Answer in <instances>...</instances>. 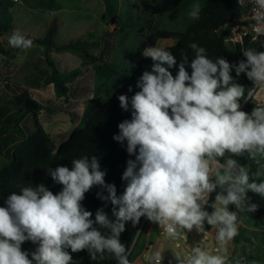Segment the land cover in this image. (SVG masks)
Listing matches in <instances>:
<instances>
[{
    "label": "clouds",
    "instance_id": "clouds-1",
    "mask_svg": "<svg viewBox=\"0 0 264 264\" xmlns=\"http://www.w3.org/2000/svg\"><path fill=\"white\" fill-rule=\"evenodd\" d=\"M241 7L246 0H238ZM256 21V37L264 35V0H248ZM199 4L189 15L199 19ZM9 44L21 50L33 41L19 29L9 37ZM188 48L194 53L186 70L188 56L181 51L182 62L173 76L170 69L177 65L174 55L164 47H146L142 54L153 61L151 71H144L132 97L120 95V107L131 120L118 124L113 139L135 159H129L122 174L126 187L117 195L114 184L106 183V172L97 157L73 159L72 167L48 168L52 180L62 185L53 194L44 184L21 187L12 193L7 207H0V264H72L71 253L87 250L90 259L103 260L106 254L117 264H131L129 251L120 236L127 222L139 223L141 217L158 223L174 239L184 229L204 231V223L216 228L218 254L199 246L179 259V264H229L227 245L238 234V213H253L258 205L247 196L249 191L264 197V180L256 182L260 171L249 175V168L228 157L248 154V158L264 170V106H256L249 114L240 109L242 98L252 99L257 89H264V51L243 50L245 60L230 64L224 58H208L206 49L196 43ZM244 73L254 87L247 90L230 74ZM131 91V87L129 88ZM214 178V179H213ZM94 186L103 191L97 198L110 202L109 218L103 208L93 213L82 206L85 194ZM217 187L213 211L205 210L209 195ZM106 193V194H105ZM226 193V194H225ZM101 229L107 230V234ZM31 241L35 251L22 250ZM153 264H161V251L151 256ZM235 264H245L236 260Z\"/></svg>",
    "mask_w": 264,
    "mask_h": 264
},
{
    "label": "rangeland",
    "instance_id": "rangeland-1",
    "mask_svg": "<svg viewBox=\"0 0 264 264\" xmlns=\"http://www.w3.org/2000/svg\"><path fill=\"white\" fill-rule=\"evenodd\" d=\"M0 1V23L6 27L0 30V170L9 164L16 146L10 126L25 130L34 124L31 114L1 99L3 91L10 92L8 83L25 87L41 103L39 118L56 152L73 130L84 125L93 103H106L130 81L139 62L148 58L138 53V47L150 32H184L195 20L189 15L192 6L199 4L202 9L205 5V0H187L171 12L152 17L142 12L143 3L152 0ZM108 4L113 12L107 11ZM17 29L42 43L14 50L9 37ZM176 42L160 40L157 46L168 48ZM67 44H79L82 49H59ZM233 78L243 86V79ZM251 101L264 106V89H257Z\"/></svg>",
    "mask_w": 264,
    "mask_h": 264
},
{
    "label": "trees",
    "instance_id": "trees-1",
    "mask_svg": "<svg viewBox=\"0 0 264 264\" xmlns=\"http://www.w3.org/2000/svg\"><path fill=\"white\" fill-rule=\"evenodd\" d=\"M186 1L152 0L151 2L143 3L142 12L152 17L161 16L180 7ZM1 7L2 3L0 1V11ZM107 11L113 12L109 4L107 5ZM236 11V7L230 0H205L199 19H195L184 32L154 30L140 44L138 53L142 54L146 47L157 46L160 40L177 39L175 45L166 48L177 60V65L170 69L173 76L177 74L179 64L182 62V50L187 53L188 64L185 67L191 74L190 63L192 58H194V53L188 48L190 43H196L204 47L208 58L212 60L219 57L226 59L230 64H237L240 62L241 50L235 51L229 47L225 43L224 38L217 33V30L226 24L228 17L235 14ZM0 30H6V27L1 23ZM33 42L42 43L41 40H33ZM250 48L255 49L254 47ZM59 49L79 51L82 47L79 44H67ZM14 50L19 49L14 48ZM255 50L260 52L257 49ZM245 59L244 57L243 60ZM152 64L151 58H143L125 86L118 88L106 103H93L88 110L84 125L73 130L69 137L57 148L56 152H54L51 136L44 130L39 118V113L42 110L41 103L35 100L25 87L8 83L7 88L10 92L3 91L1 99H3L5 104L20 112L31 114L34 124L32 128L25 130H21L17 125L10 126V131L16 134L17 139L15 142L16 146L10 155L9 164L0 170V207H7L8 197L12 193L20 194L21 187L29 185L35 187L44 184L53 194L59 193L62 185L52 180L47 169H54L60 165L71 168L73 159L85 156L98 158L101 170L106 172V183L114 184L117 189V195L122 194L126 187V181L122 180V174L126 169L127 161L135 159V156H130L127 153L126 142L122 145L113 139V136L119 132L118 124L132 118L131 105H129L128 111L123 110L120 107L118 97L127 95L130 98L140 91L137 87V81L144 71H151ZM230 74L244 80L243 87L245 90L254 86L253 82L244 73L237 77L233 70ZM57 83L58 85L60 84L59 81ZM130 87L131 91H129ZM256 106L258 105L249 101L240 110L250 114ZM12 139L14 140V137ZM1 152L2 144L0 140ZM231 158L242 166H246L251 161L247 153L239 156L232 155ZM101 191L103 189L94 186L85 194L82 206L93 213L92 219L95 218L96 210L103 208L109 218L115 220L112 215L113 206L111 203L97 198V192ZM217 193H219L218 187L210 194L208 205H205V210L209 213L213 211L210 205L214 202ZM248 214L254 218H264V208H258L257 211ZM145 218L141 217L136 225H133L132 222L126 223V230L121 234L120 240L129 252ZM211 228L212 226L208 225L207 222L204 223V229L210 230ZM101 231L107 234V230L101 229ZM21 247L22 250L29 253V259H31V253L35 251L37 245L31 241H26ZM68 251L73 257L72 264H117V261L107 254L105 259L93 261L90 259L87 250L77 253H71L70 249Z\"/></svg>",
    "mask_w": 264,
    "mask_h": 264
},
{
    "label": "crops",
    "instance_id": "crops-1",
    "mask_svg": "<svg viewBox=\"0 0 264 264\" xmlns=\"http://www.w3.org/2000/svg\"><path fill=\"white\" fill-rule=\"evenodd\" d=\"M2 38L0 39V42ZM232 154L225 153L224 157H219L221 163H225ZM246 167L249 168V175L260 171V177H256V182L264 180V170H260L258 165H254L251 160ZM219 192H221V188ZM226 194V193H225ZM210 196V195H209ZM247 196L251 202L264 208V197L249 191ZM230 211L238 213V234L227 245L228 262L235 264L236 260H242L245 264H264V218H254L247 212L239 213L234 205H229ZM183 235L179 239L168 236L158 223L151 222L145 218L140 232L129 252L128 259L131 264H153L151 256L157 250L161 251V264H179V259L184 258L191 247L199 246L211 254H218L220 246L216 243V228L210 230L197 231L195 227L189 231L182 230Z\"/></svg>",
    "mask_w": 264,
    "mask_h": 264
},
{
    "label": "built area",
    "instance_id": "built-area-1",
    "mask_svg": "<svg viewBox=\"0 0 264 264\" xmlns=\"http://www.w3.org/2000/svg\"><path fill=\"white\" fill-rule=\"evenodd\" d=\"M230 1L236 7L237 11L235 14L228 17L226 24L218 29L217 33L224 38L225 43L229 47L233 48L235 51L241 50L239 61H242L244 58V49L254 47L260 52L264 51V35L256 37L253 31V25L256 23L252 18V8L254 5L246 0L245 6L241 7L238 0ZM249 101L252 102L251 99L245 98L240 105V109ZM253 104L257 105L256 103Z\"/></svg>",
    "mask_w": 264,
    "mask_h": 264
}]
</instances>
